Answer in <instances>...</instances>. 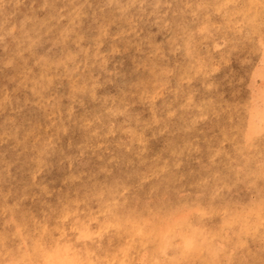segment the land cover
Here are the masks:
<instances>
[{
  "label": "rangeland",
  "instance_id": "1",
  "mask_svg": "<svg viewBox=\"0 0 264 264\" xmlns=\"http://www.w3.org/2000/svg\"><path fill=\"white\" fill-rule=\"evenodd\" d=\"M0 264H264V0H0Z\"/></svg>",
  "mask_w": 264,
  "mask_h": 264
}]
</instances>
